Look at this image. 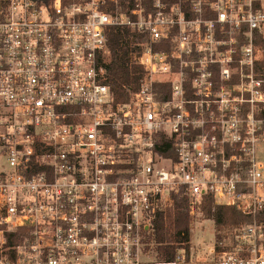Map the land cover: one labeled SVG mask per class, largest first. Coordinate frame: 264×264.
Instances as JSON below:
<instances>
[{
  "label": "built area",
  "instance_id": "built-area-1",
  "mask_svg": "<svg viewBox=\"0 0 264 264\" xmlns=\"http://www.w3.org/2000/svg\"><path fill=\"white\" fill-rule=\"evenodd\" d=\"M263 56L264 0H0V264H149L181 191L192 217L210 195L252 220L215 264H264Z\"/></svg>",
  "mask_w": 264,
  "mask_h": 264
},
{
  "label": "trees",
  "instance_id": "trees-1",
  "mask_svg": "<svg viewBox=\"0 0 264 264\" xmlns=\"http://www.w3.org/2000/svg\"><path fill=\"white\" fill-rule=\"evenodd\" d=\"M130 31L113 28L108 35L109 56L107 57L105 68L107 78L105 83L109 85L115 94L117 102H127L129 100V90L136 81L138 68L130 65ZM258 72L264 73V56L257 66ZM190 202L184 192L176 197L175 214L168 220L165 226L164 219L158 218L154 229V242L157 245L158 258L166 262L173 261L179 248H185L187 252V262L189 260V250L191 244L190 232ZM205 219L215 222L218 229L233 227L240 224H248L252 220L234 207L217 205L210 195H204L200 205ZM170 242H175L172 244ZM215 264V263H196Z\"/></svg>",
  "mask_w": 264,
  "mask_h": 264
},
{
  "label": "rangeland",
  "instance_id": "rangeland-1",
  "mask_svg": "<svg viewBox=\"0 0 264 264\" xmlns=\"http://www.w3.org/2000/svg\"><path fill=\"white\" fill-rule=\"evenodd\" d=\"M264 156V153H262ZM232 227H224L218 229L215 226V222L210 219H205L202 212H198L194 217L191 216L190 232H191V244L189 250V256L193 257L192 263H214L216 255L212 254L215 241L220 240L221 236L228 234L227 231ZM175 244V242H170ZM148 256L143 260L152 264L158 259L157 245L151 241L148 247Z\"/></svg>",
  "mask_w": 264,
  "mask_h": 264
},
{
  "label": "crops",
  "instance_id": "crops-1",
  "mask_svg": "<svg viewBox=\"0 0 264 264\" xmlns=\"http://www.w3.org/2000/svg\"><path fill=\"white\" fill-rule=\"evenodd\" d=\"M199 263H202V262H199Z\"/></svg>",
  "mask_w": 264,
  "mask_h": 264
}]
</instances>
